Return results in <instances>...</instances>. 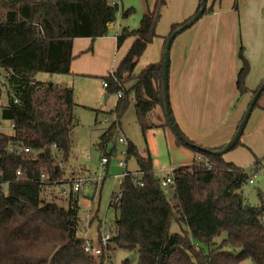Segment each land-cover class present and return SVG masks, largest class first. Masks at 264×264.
<instances>
[{
	"label": "trees",
	"instance_id": "trees-1",
	"mask_svg": "<svg viewBox=\"0 0 264 264\" xmlns=\"http://www.w3.org/2000/svg\"><path fill=\"white\" fill-rule=\"evenodd\" d=\"M165 4L166 0H156L138 29L124 28L115 35L118 49L130 38L134 42L117 69L101 77L108 82V96L122 92L115 107L118 120L101 136L103 152L121 126L130 92L135 94L136 118L144 133L156 127L149 119L157 108L166 117L163 60L134 75L146 49L158 37L159 14ZM239 5L236 0L237 12ZM213 11L207 7L204 15ZM118 13V5L110 0H0V68L5 71L8 96L1 116L15 126L13 135L0 134V180L12 181L8 194L0 195V264H94L78 235L80 194L71 191L65 197L54 184L73 177L72 170L66 176V169L78 126L75 91L40 81L37 75L71 74L74 41L110 35ZM133 13V9L123 11L122 17ZM183 23L173 24L170 34ZM238 58L236 87L241 97L248 90L251 69L241 45ZM126 84H131L130 90H124ZM166 121L162 126L174 132L167 117ZM10 143L29 148L30 153H10L6 149ZM200 147L205 151L189 148L195 154L193 163L173 170L174 181L164 188L154 177L150 157H141L128 144L127 160L136 159L145 185H135L127 177L121 182L119 204L109 202L119 216L101 261L114 248H121L136 252L138 264H264V199L261 196L260 205L252 206L241 194L250 179L248 171L213 153L225 145ZM104 157L110 158L106 153ZM19 169L23 179L16 181ZM174 222L181 227L180 233L171 232ZM223 235L227 237L222 239Z\"/></svg>",
	"mask_w": 264,
	"mask_h": 264
},
{
	"label": "rangeland",
	"instance_id": "rangeland-1",
	"mask_svg": "<svg viewBox=\"0 0 264 264\" xmlns=\"http://www.w3.org/2000/svg\"><path fill=\"white\" fill-rule=\"evenodd\" d=\"M116 1L119 13L116 23L111 27L112 34L121 32L124 28L138 29L144 14L147 13L148 9H153L156 2V0ZM191 1L166 0V4L159 14L157 34L167 35L173 24L180 23L189 12L187 6ZM242 3L243 0H240V8L237 12L235 10L236 0H234L232 11L239 13ZM224 5L229 6L228 0H223ZM130 9H133L134 13L123 18L122 12ZM113 38V35H108L95 41L87 38L76 39V47L74 48L76 58L72 64H82L85 57L91 55L94 63L88 68V71L72 70V73L68 75H50L47 73L37 75V79L40 81L67 85L73 87L75 91L76 102L79 105L75 110L78 126L74 131V146L69 166L66 169V176L69 177L72 170L73 176L90 175L92 179H96L99 175H102L105 179L103 182H98L95 191L88 190L79 193V216L81 221L78 235L82 239L91 238L96 240L99 238L100 232L110 233L116 228L119 213L109 206V202L113 194L121 192V181L115 177L123 174L125 170L120 168L118 163L120 161L128 162L130 172L139 169L136 159L127 160L126 150L130 142L137 148L141 157H150L154 177L159 182L173 170L182 166H190L195 158L193 150L178 143L176 135L169 126H162L167 122L163 114L157 112L151 120L149 119V122L156 124V127L147 130L146 133L142 131L136 118L135 94L133 92L129 93V105L120 118V128L115 131L113 139L107 144L105 152L100 150L101 136L113 122L118 120L115 107L119 97L118 94H111L105 98L107 91L103 87L101 77L107 76L117 69L120 60L131 46V41H126L117 50ZM262 42L264 45V41ZM79 43H87V45H85L86 47L79 46ZM157 43L156 40L148 46L134 74H139L149 64H154L157 60L160 54ZM258 64L260 65H258L257 72L250 75L246 86L260 82L264 59ZM4 76L5 71L0 68V134L11 136L13 135L11 122L4 121L1 116V107L8 104ZM263 82L264 79L257 87L253 88L252 93L247 96L246 104H249ZM130 88L131 84H126L124 90H130ZM120 138L126 140L128 144H120ZM105 153L110 156V163L107 167H102L101 159ZM224 158L226 161L248 171L249 177H252L254 183L248 182L242 189L241 194L249 204L259 206L261 196L264 199V95L260 99V104L252 112L240 144L224 155ZM95 214L98 215V218L94 219ZM171 232L180 233L181 227L174 222ZM226 237L227 235H223L222 239ZM108 256L109 259H105L104 264H122L126 260L130 261L131 264H138L139 262L136 252L121 248H114ZM94 264H103V261L96 260Z\"/></svg>",
	"mask_w": 264,
	"mask_h": 264
},
{
	"label": "crops",
	"instance_id": "crops-1",
	"mask_svg": "<svg viewBox=\"0 0 264 264\" xmlns=\"http://www.w3.org/2000/svg\"><path fill=\"white\" fill-rule=\"evenodd\" d=\"M233 3L234 0H228L229 6L226 7L223 0H208V7H213L214 11L176 37L170 51L169 100L174 118L190 141L205 148H218L232 139L251 102L246 104L247 96L264 79L263 68L260 82L247 86V92L239 96L236 83L241 67L238 58L240 45L251 67L246 83L250 75L257 72L258 63L264 59V0H243L239 13L232 11ZM199 5L200 0H192L187 6L189 12L180 23L194 16ZM170 31L167 35H158L154 40H157L160 49L154 64L163 60ZM116 34H113V41L117 48ZM126 41H131L132 45L134 39ZM87 43H79V46ZM93 63L94 59L87 55L82 64H72L71 71H88ZM157 112L165 116L161 108H157L155 115ZM136 171H140V168ZM107 172L108 168L106 175ZM95 215L94 219L98 218Z\"/></svg>",
	"mask_w": 264,
	"mask_h": 264
},
{
	"label": "built area",
	"instance_id": "built-area-1",
	"mask_svg": "<svg viewBox=\"0 0 264 264\" xmlns=\"http://www.w3.org/2000/svg\"><path fill=\"white\" fill-rule=\"evenodd\" d=\"M111 4L112 5H117V1L116 0H111ZM103 87L105 89L108 88V82L107 81H103ZM118 96L121 97L122 96V92L118 93ZM11 128L14 131L15 130V126L13 123H11ZM5 135V134H4ZM119 143L126 145L128 144L126 140H124L123 138L119 139ZM7 150H9L10 153H13L15 155H21V154H28L30 153V149L29 148H25V147H18L17 144H13L10 143L7 147ZM127 155V154H126ZM109 158L107 157H103L101 159V165L102 167L106 166L109 164ZM118 166L120 168H123L125 171L123 174L116 176L115 178L119 181H123L125 178L127 177H132L133 178V182L135 185L141 186L143 187L145 185L144 181H143V175L144 172L143 171H129L127 168V162L124 161H120L118 163ZM16 181L22 180L23 179V172L21 169L16 171V176H15ZM45 179V176L42 175L41 180L43 183V180ZM105 179L102 175H99L96 179H92L90 175H86V176H73L71 178H69L66 183H54L57 188L59 189V192L61 193V195L68 197L69 194L72 192L74 193H81L83 191H88V190H93L96 189L98 186V182H103ZM174 181V176H173V171L168 174L162 181H160V184L162 187L166 188L168 187L170 184H172ZM12 181H1L0 180V195L4 194L5 196L8 194V188L9 185L11 184ZM249 183H254V180L252 179V177L249 179ZM122 197V192L118 193V194H113L111 197L110 202L112 203V205L117 206L121 200ZM112 237L113 235L111 233H107L106 231H102L100 232V236L98 239L93 240L91 238L88 239H84L85 241V245H84V250L85 252L92 257L95 261L99 260L101 261L103 256H106V250L108 249V247L111 245L112 243ZM106 259H109L108 256L106 257ZM105 260L103 261L104 264Z\"/></svg>",
	"mask_w": 264,
	"mask_h": 264
},
{
	"label": "water",
	"instance_id": "water-1",
	"mask_svg": "<svg viewBox=\"0 0 264 264\" xmlns=\"http://www.w3.org/2000/svg\"><path fill=\"white\" fill-rule=\"evenodd\" d=\"M208 7V0H201V7L200 9L195 13V15L188 21H185L176 31L170 34L168 37L166 46H165V52H164V57H163V93H164V104H165V113L166 117L171 124L176 136L186 144L189 148L193 149H201L204 150V148L200 147L199 145L193 143L192 141H189L184 135H182L178 125L175 123L174 118L172 116V111H171V105H170V100H169V66H170V51L172 47V43L178 37L181 35L183 32L189 30L192 26H194L205 14L206 9ZM110 35H113L110 33ZM264 93V82L260 86V88L257 90L255 93L254 97L252 98L248 109L235 133V135L232 137V139L225 145V147L221 151L213 152L215 155L218 156H224L227 153H229L231 150L235 148L237 143L240 141L244 130L248 124V121L252 115V112L258 103L261 95Z\"/></svg>",
	"mask_w": 264,
	"mask_h": 264
}]
</instances>
